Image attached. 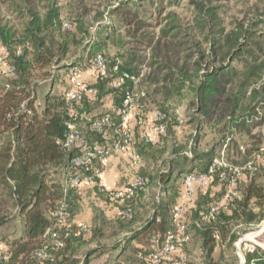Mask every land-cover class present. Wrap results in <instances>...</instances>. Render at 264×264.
<instances>
[{"label":"trees","instance_id":"obj_1","mask_svg":"<svg viewBox=\"0 0 264 264\" xmlns=\"http://www.w3.org/2000/svg\"><path fill=\"white\" fill-rule=\"evenodd\" d=\"M4 1H7L10 10L21 17L22 27L20 31H17L12 26L2 24L0 21V45L6 47L9 52L8 57L5 58V63H11L15 66L12 76H6L0 68V78L7 79L5 83L0 84V226L14 218L16 220L15 225H18L19 229L0 240V249L7 255L6 259H0V264L41 263L36 252L45 245L49 255L45 264H87V259L99 251V246L90 249L85 255L86 260L84 261L77 257V250L101 235L104 226L109 225L114 228L115 224L114 230L123 233L122 237L118 238L111 246L113 253H115L116 264L121 258H123L121 264H130L129 259H134L137 264H151L150 253L154 250L156 243L163 240L167 231L176 229L171 219L170 209L173 205L178 204L176 203V194L181 189L180 183L177 184L176 178L170 180L171 170L167 172L157 170L152 174L144 167L136 173V175L148 178V185L153 179L164 185L161 187L160 199L156 201L151 218L139 226L135 225L137 222L135 204L148 185L139 188L129 202L120 203L104 198L94 184L96 195L101 200L120 205L118 218L113 223L101 220L99 225L94 227L74 222L73 210L80 200L82 189L77 190L70 186L66 188L65 192V185L59 180L63 171L65 177L69 172H76V169L70 164L72 156L76 154L75 151H66L61 145L68 121L63 92L59 95L45 94L44 105L38 110L35 105L36 95L35 85L32 83V71L33 69L48 67L56 59H63L62 57L69 52V45L76 39V36L80 35V37L86 38L88 32L81 25H78L79 23L82 24L81 22H77L75 25L71 24L69 29L63 27L64 21L61 17L59 0ZM39 3H44L43 11H40ZM209 3L212 2L209 1ZM199 7L198 9L202 12L201 17L208 18L198 30L205 35L202 40L206 43L207 48H203L201 43L197 42L191 54L180 57L178 55L179 49H181L180 42L172 44L171 47H163L162 51H166L161 52L159 50L160 45L158 46L159 39L153 52L159 59L153 60L151 63L152 66L155 65V68L151 73L149 86L142 88L144 79L138 85L145 92L142 101L144 107L160 109L168 116L165 121L167 130L162 136L164 142L161 145L154 146L144 140V143L137 144L139 148L138 150L135 149L136 152L142 159L144 156L149 162H154L163 155L167 141L166 136L170 130H173L174 124H177L175 118L168 115L164 106V102L168 98L179 95L177 83L181 87H184L187 82L195 83L194 98L190 102L191 106L194 107V113L190 115L188 123L195 125L197 130L205 127L208 122H213L215 125L225 120L226 124L221 130L226 131L232 127L239 129L249 127L250 129V123L259 120L256 111L259 103L249 106V110L240 116H236L235 112L240 106L239 100L244 97L246 89L261 78L262 73H264V63L255 64L253 62V64L250 63L249 68H246L244 80H242L239 90L242 95L230 96L227 83L229 82L228 78L237 72L230 66L229 62L244 55L246 48L260 51L264 55V34L235 27L230 31H224L220 28L210 30L209 35H207L204 33V29L210 26L213 16L218 11L217 6L201 4ZM109 12L112 16L122 17V20H125L127 24L132 21V18L123 12L119 6L111 7ZM136 24L137 29L147 26L143 22H136ZM74 28H76L75 32L66 33V31H73ZM107 33L100 34L101 38H96L90 42L91 52L86 62L88 63L97 53H101L110 60V65L118 62L120 70L136 73L137 71L131 67L132 63L137 60L135 53L128 54L124 58L125 55L121 52L116 53L114 57H109L103 52L106 48V41L112 37ZM161 33L164 37H168L171 42L172 39L176 38L178 30L163 29ZM117 42L122 44L121 40ZM138 61L143 62L139 58ZM71 65H80V63L72 62L69 67ZM246 65L245 67H247ZM162 71H165L164 74H161ZM92 85L98 88V94L95 97H85L81 103L74 106L75 110L79 114L89 112L93 102H101L102 97L111 94L115 112L107 111L104 114L110 115L112 120L116 122L117 111L121 107L126 87L109 88L106 79L98 80L96 78ZM162 85L168 88L165 89ZM105 87L107 91L104 94L102 91ZM153 89L163 94L160 96L161 98L155 97V93L151 95ZM250 93L254 96L256 90L252 89ZM103 94L104 96H102ZM97 97H100V100ZM104 114L92 116L90 119H96ZM137 126L139 125L136 124ZM85 134L92 141L104 143L106 140L104 133L96 132L88 127L85 129ZM172 135L174 132L169 134V136ZM192 137L190 161L197 170L191 167L186 173L206 171L210 162L218 155L224 145H226L227 159L232 162V159L239 156L243 162L241 165L251 158L254 151L260 149L250 152V149H244L243 146L233 142L234 152L231 154V146L225 141L228 136H222L221 141L209 150L201 151L199 150L201 135L195 133ZM184 149L183 144H173L172 152L177 156L168 160L172 168L184 164V161L180 159L188 157L182 152ZM260 153V159L255 162V170L246 171L242 176L245 177V181L240 179L233 187L237 193L236 196L230 194L227 182H218L217 176L214 175L206 191L214 184H220L222 191L219 195L207 197L206 193V197H202L203 199L197 201L194 206L185 205L187 207L185 217L190 222V239L173 253L170 262L162 264H174V261L182 255L186 256L184 264H191L192 260L187 256L184 249L193 237L195 230L200 237V257L198 258L203 260V264H214L213 252L215 248L221 246V243L216 244V234H219L221 241L230 245L234 243L236 238L237 226L251 225L264 218V184L257 182L255 176L259 169H264V152L261 151ZM149 162L148 165H150ZM95 179L99 180V178ZM64 197L70 216L65 221H58L50 213L54 211L59 201ZM202 201L206 203L204 206L201 204ZM216 202H221L226 208H220L212 219L204 221L202 219L203 214L212 203ZM127 204L133 208L131 218L122 213ZM255 207L257 208L256 211ZM83 225L86 226L85 230ZM48 229L56 233L55 238L49 234L45 235ZM228 237L229 239L226 240ZM56 240L61 241L62 245L57 246ZM133 242L136 244L132 245ZM148 242L155 243V245L151 247ZM129 249H131L130 253L133 258L120 255ZM252 259H256L255 264H264V250L255 246L254 250L246 251L244 264H250ZM234 264H239V260Z\"/></svg>","mask_w":264,"mask_h":264},{"label":"rangeland","instance_id":"obj_2","mask_svg":"<svg viewBox=\"0 0 264 264\" xmlns=\"http://www.w3.org/2000/svg\"><path fill=\"white\" fill-rule=\"evenodd\" d=\"M209 1L212 3H209ZM43 4L44 3H39L40 11L44 10L42 8ZM201 4L205 6L209 4L217 6L218 10L216 15L213 16V20H211L209 26L211 29L209 27L204 29V33L207 35H209L210 30L220 28L224 31H230L235 27L242 28V30H249V32L251 30L264 34V0H59L61 17L63 18L62 21H69L72 25L81 22L82 24L79 23L78 25L85 28L88 34L86 38H83V36L80 37V35L76 36V39L69 45V52L62 57L63 59H56L50 66L43 69H33L32 83L35 85V105L37 109L40 110L44 105L45 94L59 95L66 90L69 64L72 62H79L81 66L85 67L87 64L86 60L90 57V42L96 40V38H101L102 36H100V34L102 35L105 32H108L107 34H110L112 37L106 41V48L103 52L109 57H114L116 53L121 52L125 55L124 58H126L128 54L135 53L137 60L132 63L131 67L137 72L141 71L143 73L142 79L144 80L142 82V88H148L151 81V73L155 68V65L152 66L151 63L153 60L159 59V57L155 56L153 53L155 51L154 46H156L159 39L160 43L158 46L160 45L159 50H161V52L166 51H162L163 47H171L172 44L180 42L181 49H179L178 52L180 57L191 54L197 42H200L203 48H207L206 43L202 40L205 35L198 31L204 22L208 20L207 17H201L202 12L198 9ZM114 6H119L123 12H126V14L132 18L131 23L127 24L120 16H112L109 10ZM0 21L2 24L12 26L13 29L17 31L21 30V17H18L16 13L10 10L7 1L4 0H0ZM136 22H143V24H147V26L137 29ZM163 29L170 31L178 30L176 38L171 41L172 43L169 41L168 37H164L161 33ZM75 30L76 28H74L73 31H66V33L71 34V32L73 33ZM98 33L99 35H97ZM247 37L249 38V36ZM119 40L122 41V44L117 42ZM244 53V55L229 62L230 66L237 71L231 78H228L229 82L227 83L228 92L232 97L234 95H242L239 93V90L242 80H244L243 76L245 75L246 68L250 67V63H264V55L260 53V51L246 48ZM138 58L142 59L143 62H139ZM191 62H193V59H191ZM245 65L247 67H245ZM163 72L165 71H162L161 74H164ZM6 80L5 78H0V84L5 83ZM194 85L195 83L187 82L184 87H181V85L177 83L176 86L179 88V95H174L168 98V100H166L167 102H164L168 115L171 118H175L177 124H174L172 127L173 130L169 132L170 135L174 132V135H172L173 137L169 136V134L166 136L167 141L165 142L164 153L161 157L157 158V162L153 168L157 170H166L165 161L177 156L172 152L173 144L184 145V151L188 152L189 156L180 159L184 162L188 161L189 158H191L190 147L192 144V136L195 133L201 135L199 142V150L201 151L209 150L212 146L221 141L222 136H228V138H230H227L225 141L231 146V154L234 152V144L241 145L244 149H250V152L264 146V73H262L261 78L246 89L243 95L244 97H241L239 100L240 106L235 112L236 116H240L249 110V106L259 103L257 106L258 109H256L259 120L250 123V129L249 127L240 129L232 127L231 129H226V131L221 130L223 125L226 124L225 119L222 123H217L215 125L213 122H208L205 124V127L203 126L200 130H197L195 125L189 124L190 115L194 113V107L191 106L190 103L194 98ZM162 87L165 88L164 85H162ZM106 89L105 87L102 91L104 94L105 91H107ZM165 89H163V91H166ZM252 89L256 90L254 96L252 94L253 92L250 93ZM104 94L102 96H104ZM153 94L155 97L159 96V98L163 95L156 92L154 89L151 95ZM97 99L100 100V97H97ZM103 103L102 101L93 102V109L89 111V114L82 112L83 115L90 118L92 116L104 114L106 111H104L105 107L102 106ZM252 117L255 116L252 115ZM228 130H231V132H228ZM232 162L239 165L243 163L239 156L232 159ZM149 166L150 165L146 168L148 171L152 172ZM255 176L257 182L264 184V169H259ZM51 177L53 178L52 174ZM59 180L65 185L64 171L60 175ZM176 182L177 184L181 182L180 177L176 178ZM147 191L148 195L145 199L141 201L137 200L135 204L136 207L138 205L141 208L140 210L143 209L140 213L141 216L144 215V217H147L150 210L156 205V197H158L161 192L159 182L153 179L143 192V195L146 194ZM180 191L176 194V197L179 196ZM201 204L204 206L206 203L202 201ZM256 210L257 208L255 207V211ZM263 220L264 218L251 225L237 226L234 243L229 245L221 241V246L215 248L212 255L214 264H234L238 261L239 256L237 254L236 242L242 237L245 238L243 242H246L247 246L251 247V245H254L260 250H264V232L257 237H255L256 232H252L259 229L257 225ZM15 223L16 220L13 218L6 224L0 226V240H3V237L9 236L19 229L18 225H15ZM114 228H116V224ZM114 228L109 225L104 226L101 235L91 243L85 244L77 250V257L81 261H84L86 260L85 255L87 252L95 246H99V251L92 255L91 258L87 259V264H116L117 261L114 258L115 253H113L111 246L118 238L122 237L123 233H118L119 231H115ZM248 235L250 236L248 237ZM243 242L241 248L244 247ZM131 244L133 245L136 243L133 242ZM148 245L152 247L155 243L148 242ZM130 250L131 249L125 250V252L121 251L122 254L120 253V255L122 257L127 255L133 258ZM184 250L187 256L191 258V264H203V260L198 258L200 257V237L196 230ZM246 251L248 250L242 249L244 258ZM122 259L123 258H121L117 264H121L120 262ZM129 260L130 264H137L134 259Z\"/></svg>","mask_w":264,"mask_h":264},{"label":"built area","instance_id":"obj_3","mask_svg":"<svg viewBox=\"0 0 264 264\" xmlns=\"http://www.w3.org/2000/svg\"><path fill=\"white\" fill-rule=\"evenodd\" d=\"M63 27L66 29L71 28V22L64 21ZM9 52L6 47L0 45V68L4 71L6 76H12L15 71V66L11 63L6 64ZM87 73L93 75L98 80H105L109 88L126 87L121 107L117 111V121L114 122L110 115L104 114L96 119H90L79 114L74 106L82 102L85 97H95L98 94V88L88 83L83 74ZM143 77V73H131L127 70H120L119 63L110 65V60L97 53L93 58L84 66L71 65L67 75V88L63 92L64 104L67 109L68 121L66 122V131L61 141L62 147L66 151H75V155L70 160L71 167L76 169V172H69L65 177V188L75 187L77 190L83 188L84 184L93 183L96 185L97 190L103 194L104 198L118 202H129L136 191L148 185L149 179L141 175H135L123 189L110 190L105 185L96 180L101 172V162L113 152H122L126 154L128 160L133 166L139 167L142 164L141 156L134 148L135 137L134 127L135 124L143 125L144 122L148 123V129L153 130L158 136H163L167 130L166 120L167 114L157 108L147 109L144 107L143 98L145 97L144 90L138 87ZM86 120V121H84ZM88 127L99 133H104L106 138L104 143L92 141L85 134V129ZM143 140L148 143H157L158 140L152 139L146 131L143 133ZM264 152V146L258 151L252 153L251 158L243 165H236L230 162L226 156V145H224L218 155L210 162L206 171L204 172H189L185 173L182 178L181 192L185 197H191L194 193L195 186L200 187L206 191L214 175L220 183L227 182L230 188V194L236 196V191L233 188L235 184L242 178L246 171L252 172L255 170V162L261 157L260 152ZM225 209L226 206L221 202L212 203L208 210L203 214L202 219L209 221L212 219L218 210ZM186 209L184 204H175L170 209L171 219L174 222L176 229L169 230L164 235L161 242L156 243L154 250L150 253L151 264H162L172 260L173 253L181 246L186 244L190 239V222L186 219ZM122 213L131 218L133 208L127 204ZM51 216L58 221H65L69 218L70 212L67 207L66 198L64 197L59 201L58 205L52 211ZM264 220L258 224V230L255 237L264 232ZM83 229L86 226L83 225ZM249 232V233H252ZM49 234L55 238L56 233L48 229L45 235ZM216 244L221 243L219 234L215 235ZM244 237L239 238L236 242L237 254L239 256V264L245 263V258L242 255V249L252 251L255 249L254 245L247 246ZM242 242L244 247L241 248ZM56 245L61 246L62 242L56 240ZM41 263L45 264V260L49 259L47 246H43L36 252ZM5 255L0 249V259H6ZM186 256L182 255L174 264H184ZM256 259H252L250 264H255Z\"/></svg>","mask_w":264,"mask_h":264},{"label":"crops","instance_id":"obj_4","mask_svg":"<svg viewBox=\"0 0 264 264\" xmlns=\"http://www.w3.org/2000/svg\"><path fill=\"white\" fill-rule=\"evenodd\" d=\"M84 79L90 83L93 84L95 82V77L93 75H88L87 73H84L83 75ZM104 111L109 112H115V108L113 105V98L111 94H106L102 99ZM93 106V105H91ZM90 106V110L93 109V107ZM89 114V112H85ZM91 114V113H90ZM134 127V137H135V149L138 150V145L141 142H143V133L148 132L150 137L152 139L158 140L159 142L150 143L154 146L161 145L164 140L161 136H158L153 130L148 129V123L144 122L143 125H139L136 127V124L132 121L131 122ZM144 143V142H143ZM142 143V144H143ZM184 154L189 156L188 152L182 151ZM180 152V153H182ZM179 154V153H178ZM191 156V155H190ZM173 159V158H171ZM170 159V160H171ZM148 160L146 158L142 159V164L139 167L133 166L130 161L128 160L126 154L122 152H113L109 156H107L102 162H101V172L99 175V181L102 182L107 189L110 190H116V189H123L126 184L133 179V177L136 175V173L139 170H142L144 167L148 166ZM156 161L149 162L150 169L152 170L151 173H155L157 169L153 168ZM147 165V166H145ZM192 163L190 161V158L188 161L184 162L182 165H178V167H171L168 160H166V170L161 171H170V180H173L174 178L180 177L181 182L180 186L182 185V178L184 174L191 169ZM193 169H196L193 167ZM197 170V169H196ZM241 180L245 181V177H242ZM160 188L164 186L159 182ZM181 188V187H180ZM181 190V189H180ZM222 191V186L220 184H214L211 186V188L208 191L202 190L200 187L195 186L194 193L191 197H185L183 193L180 191L179 196L176 198V203L178 204H184L188 207L194 206L197 201L202 200L206 194L207 197H216L219 195V193ZM80 200H78L77 205L74 207L73 210V220L77 224L84 223L88 225L89 227L98 226L99 221H110V223H113L116 218H118L120 214V205L116 203L111 202H105L101 200L95 192V187L93 183H87L84 184L82 190L80 191ZM148 195V191L146 194H142L138 200L141 201L142 199H145V197ZM205 196V197H206ZM157 201L160 199L159 195L156 197ZM141 208L137 205L136 207V216H137V222L136 224L139 226L143 224L148 218H151L152 213L154 209H151L148 216L144 217L141 216L140 210ZM158 219V217H157ZM236 228V227H235ZM229 237L226 239L228 240Z\"/></svg>","mask_w":264,"mask_h":264},{"label":"bare ground","instance_id":"obj_5","mask_svg":"<svg viewBox=\"0 0 264 264\" xmlns=\"http://www.w3.org/2000/svg\"><path fill=\"white\" fill-rule=\"evenodd\" d=\"M264 226V225H263ZM250 235H248V237H249Z\"/></svg>","mask_w":264,"mask_h":264}]
</instances>
